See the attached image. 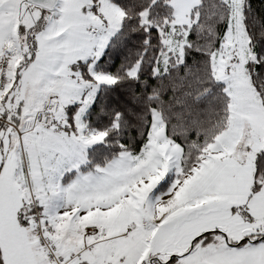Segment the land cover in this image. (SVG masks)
Here are the masks:
<instances>
[{"label":"snow or ice","instance_id":"1","mask_svg":"<svg viewBox=\"0 0 264 264\" xmlns=\"http://www.w3.org/2000/svg\"><path fill=\"white\" fill-rule=\"evenodd\" d=\"M0 264H264V0H0Z\"/></svg>","mask_w":264,"mask_h":264}]
</instances>
